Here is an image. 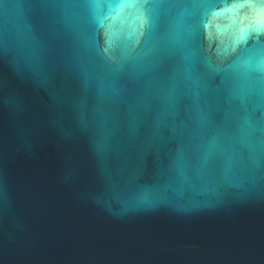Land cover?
I'll return each mask as SVG.
<instances>
[{
	"label": "water",
	"instance_id": "1",
	"mask_svg": "<svg viewBox=\"0 0 264 264\" xmlns=\"http://www.w3.org/2000/svg\"><path fill=\"white\" fill-rule=\"evenodd\" d=\"M0 264H264V0H0Z\"/></svg>",
	"mask_w": 264,
	"mask_h": 264
},
{
	"label": "snow or ice",
	"instance_id": "2",
	"mask_svg": "<svg viewBox=\"0 0 264 264\" xmlns=\"http://www.w3.org/2000/svg\"><path fill=\"white\" fill-rule=\"evenodd\" d=\"M126 6H131V7H142L143 4H142V3H130V4L126 5Z\"/></svg>",
	"mask_w": 264,
	"mask_h": 264
}]
</instances>
